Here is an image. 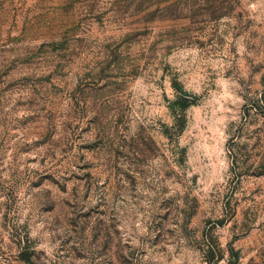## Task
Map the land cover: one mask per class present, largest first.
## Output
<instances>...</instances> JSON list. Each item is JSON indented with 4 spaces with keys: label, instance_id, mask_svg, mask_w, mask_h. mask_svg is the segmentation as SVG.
<instances>
[{
    "label": "rangeland",
    "instance_id": "obj_1",
    "mask_svg": "<svg viewBox=\"0 0 264 264\" xmlns=\"http://www.w3.org/2000/svg\"><path fill=\"white\" fill-rule=\"evenodd\" d=\"M0 264H264V0H0Z\"/></svg>",
    "mask_w": 264,
    "mask_h": 264
}]
</instances>
